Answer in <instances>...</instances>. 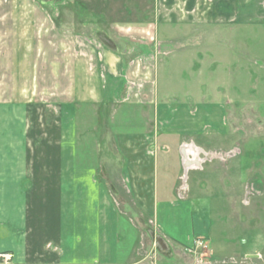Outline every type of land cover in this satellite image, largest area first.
Here are the masks:
<instances>
[{
    "label": "crops",
    "instance_id": "crops-1",
    "mask_svg": "<svg viewBox=\"0 0 264 264\" xmlns=\"http://www.w3.org/2000/svg\"><path fill=\"white\" fill-rule=\"evenodd\" d=\"M155 3H164L163 7L176 3L170 8L179 10L165 22L174 26L197 21L198 14L190 10L199 9L198 3H210L215 10L209 18L226 23L249 17V6L235 3L264 0ZM183 35L173 43L186 45L189 34ZM196 54L183 55L185 62L179 61L177 73L180 67L191 68ZM103 55L105 65L99 64L97 77L104 96L83 90L51 104L33 95L0 101V251L12 256L0 264H147L144 253L149 248L143 243L141 253L138 243L132 242L137 237L146 241V234L149 242L157 241L169 252L192 247L195 239L203 238L217 261L226 263L233 257L241 263L248 259L249 264H264V195L245 201L236 188L243 192L244 187L246 194V185H252V192L264 191V161L256 163L261 170L244 165L246 133L228 122L242 111L218 100L221 83L213 84V92L190 90L183 102L135 104L133 119L143 127L118 131L119 125L110 128L106 121L112 110L107 111L105 103H119L117 86L125 68L116 53ZM258 63L263 65L262 60ZM212 64L214 77L218 71ZM259 89L264 97V85ZM116 111L114 107L112 114ZM105 131L111 143L100 141ZM91 137H97L96 143ZM88 145L97 153L94 162L88 159ZM235 147L240 148L237 159L224 163L218 159L219 152ZM220 187L231 206L226 210L230 219L210 221L197 235L190 199L199 201ZM234 236L242 241L237 252Z\"/></svg>",
    "mask_w": 264,
    "mask_h": 264
},
{
    "label": "rangeland",
    "instance_id": "rangeland-1",
    "mask_svg": "<svg viewBox=\"0 0 264 264\" xmlns=\"http://www.w3.org/2000/svg\"><path fill=\"white\" fill-rule=\"evenodd\" d=\"M155 1L0 0V101L27 99L33 95L39 102L51 104L71 99L83 90L87 94L94 92L96 97L104 96L98 82V67L105 65L104 52L111 51L124 63L125 72L117 86L119 103L116 100H110L109 105L105 103L107 111L112 110L106 120L110 128L118 125V131L142 128L143 125L133 119L135 115L132 116L137 112L135 104L143 106L141 104L159 100L183 102L188 91L201 88L205 93L213 92V84L221 83L218 100L225 105L230 103L243 113L237 111L233 114L235 119L228 120L231 126L246 133L247 152L242 157L243 163L261 170L262 166L256 163L264 161V153L260 154L264 149V97L259 89L264 85V3H235L240 8L249 6L245 9L249 17L246 20L238 16L226 23L209 18L215 10L210 8V3H198L199 9L190 10L198 14L197 21L173 26L165 22L179 10L170 8L176 3H166L163 7L164 3ZM186 32L189 34L186 45L180 47L176 41L173 43L172 39H183ZM194 51H197L194 65L188 69L180 67L182 71L177 73L179 61L185 62L182 56ZM173 53L176 54L172 56ZM225 56L227 60L221 59ZM258 60H262L263 65H259ZM186 61L188 63L189 58ZM211 62L218 71L214 77L210 73ZM178 75L182 76L178 78ZM144 82L148 84H144L145 87ZM114 107L118 111L112 114ZM100 137V141L111 143L106 131ZM96 140L97 137L90 138L93 144ZM79 145H82L80 137ZM90 145L88 159L94 162L97 153ZM239 149L223 152V159L219 152L218 159L223 163L237 159ZM227 167L231 168L230 164ZM246 186L247 194L244 187L242 192L236 185L238 196H245V201L264 195L262 189L252 192V185ZM190 201L195 209L197 235L210 221L225 223L230 219L226 210L231 206L221 187L212 195L203 194L199 201L193 198ZM198 202L201 203L198 205ZM150 227L155 229L154 224ZM146 236L148 238V234ZM135 237L132 234V239ZM147 238L143 242L140 237L132 240L138 243L141 253L143 243L149 248L144 250L147 264H226L232 261L249 264L248 259L241 263L242 259L233 257L228 260L220 257L226 263L217 261L209 247L195 251L194 242L192 247L180 246L169 252L166 246L152 239L149 242ZM241 244V239L232 240L235 252Z\"/></svg>",
    "mask_w": 264,
    "mask_h": 264
},
{
    "label": "built area",
    "instance_id": "built-area-1",
    "mask_svg": "<svg viewBox=\"0 0 264 264\" xmlns=\"http://www.w3.org/2000/svg\"><path fill=\"white\" fill-rule=\"evenodd\" d=\"M140 87H142V86H140ZM206 248H208V245L205 242V240H203L202 238H198V239L194 240V249H195V251H197L198 249L204 250ZM11 257L12 256L10 254H7V253L6 254L5 253H1L0 254V260L3 259V258L5 260H8Z\"/></svg>",
    "mask_w": 264,
    "mask_h": 264
}]
</instances>
